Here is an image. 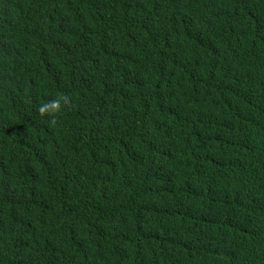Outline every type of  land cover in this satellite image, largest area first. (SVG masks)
I'll list each match as a JSON object with an SVG mask.
<instances>
[{
	"label": "trees",
	"instance_id": "obj_1",
	"mask_svg": "<svg viewBox=\"0 0 264 264\" xmlns=\"http://www.w3.org/2000/svg\"><path fill=\"white\" fill-rule=\"evenodd\" d=\"M0 264H264V0H0Z\"/></svg>",
	"mask_w": 264,
	"mask_h": 264
},
{
	"label": "bare ground",
	"instance_id": "obj_2",
	"mask_svg": "<svg viewBox=\"0 0 264 264\" xmlns=\"http://www.w3.org/2000/svg\"><path fill=\"white\" fill-rule=\"evenodd\" d=\"M133 257V256H132Z\"/></svg>",
	"mask_w": 264,
	"mask_h": 264
}]
</instances>
